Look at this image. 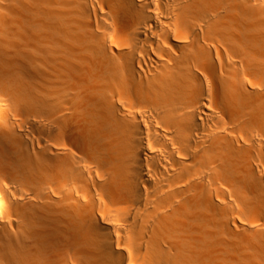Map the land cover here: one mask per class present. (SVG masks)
<instances>
[{
  "label": "bare ground",
  "instance_id": "bare-ground-1",
  "mask_svg": "<svg viewBox=\"0 0 264 264\" xmlns=\"http://www.w3.org/2000/svg\"><path fill=\"white\" fill-rule=\"evenodd\" d=\"M0 264H264V0H0Z\"/></svg>",
  "mask_w": 264,
  "mask_h": 264
},
{
  "label": "rangeland",
  "instance_id": "rangeland-1",
  "mask_svg": "<svg viewBox=\"0 0 264 264\" xmlns=\"http://www.w3.org/2000/svg\"><path fill=\"white\" fill-rule=\"evenodd\" d=\"M29 112V110L27 111V113Z\"/></svg>",
  "mask_w": 264,
  "mask_h": 264
}]
</instances>
